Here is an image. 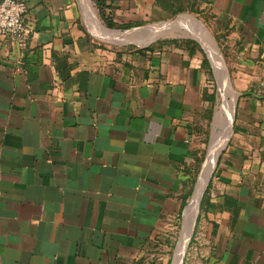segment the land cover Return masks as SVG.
I'll return each instance as SVG.
<instances>
[{
  "label": "crops",
  "instance_id": "1",
  "mask_svg": "<svg viewBox=\"0 0 264 264\" xmlns=\"http://www.w3.org/2000/svg\"><path fill=\"white\" fill-rule=\"evenodd\" d=\"M26 2L27 47L0 42V264L172 262L211 72L185 44H102L94 7L134 27L197 8L223 32L240 98L185 264H264V0Z\"/></svg>",
  "mask_w": 264,
  "mask_h": 264
},
{
  "label": "water",
  "instance_id": "2",
  "mask_svg": "<svg viewBox=\"0 0 264 264\" xmlns=\"http://www.w3.org/2000/svg\"><path fill=\"white\" fill-rule=\"evenodd\" d=\"M87 1H89V0H87ZM184 15H186V14H181V15L177 16L176 19H173V20H170L167 22L147 24L144 26H135V27H131V28L125 29V30L111 29V28H108V27H105L102 25L106 30H108V33L106 35H104V34L99 35V37H101L102 39H106V40H108L112 43H115V44H120V45L135 44L138 47L145 48V47L150 46L152 43L158 41L160 38H162L166 35H169L170 33L174 34V32L180 30L179 20ZM188 16H191V15H188ZM191 17H192L194 23L200 24L203 27V29L205 31H207L206 28L204 27V25L199 20H197L193 16H191ZM89 23H90V21H89ZM176 36H178V37L188 36V32H186L185 35L178 34ZM194 38L196 40H198V38H196V37H194ZM217 48H218V46H217ZM208 58L210 60L211 67L213 69V72H214V75L216 77L218 84L221 85L223 80L227 79L228 90L231 93V95L234 97V99H236V101L234 100L235 102H234V110H233V120H232L230 127L228 129H226L228 131L224 133V134H227V138H226V141L224 142L223 146L220 147V150L218 151V154L216 156V160H215L213 166L208 171H206L207 157H206V160L204 161V163L202 165V168L200 170V173L198 175L197 181H196L195 186H194V190H193L191 199H190V201H188L187 205L185 206V208L182 212L180 237H179V240L176 244L174 256H173L171 264H183L184 263V258L186 255L187 248L189 246V243L192 239V236L194 234V231H195V228L197 225L198 216H199V213L201 210V204H202L204 194H205V192L209 186V183L211 181L213 173L216 169L220 154L222 153L223 149L229 143L230 138H231V134L233 133L232 126H234V121H235V114H236L235 108L237 107L238 96H240V93L232 88L230 73H229V70H228L225 62H224L222 55H221V58L223 61V66L220 68L215 67V65L212 63L209 55H208ZM218 107H219V105H218ZM218 107H217V109L214 113V117H213V137H212V140L216 135L219 134L222 127L224 128L223 118L220 115ZM212 140H211V142H212ZM196 194L198 195V202L196 204V208L194 209V207H192V206H193V200H194ZM187 215L190 216V218L186 219ZM184 235L189 237V242L187 243V245H185L184 251L182 252V241H183Z\"/></svg>",
  "mask_w": 264,
  "mask_h": 264
},
{
  "label": "rangeland",
  "instance_id": "3",
  "mask_svg": "<svg viewBox=\"0 0 264 264\" xmlns=\"http://www.w3.org/2000/svg\"><path fill=\"white\" fill-rule=\"evenodd\" d=\"M181 14L191 15V16L195 17L197 20H199L204 25V27L209 32L211 37L214 39L216 45L218 46V50H219L220 54L222 55V57L224 59V62H225L226 66H227V68L229 70L230 77H231L232 88L237 91V89L235 87V84H234L233 70L230 67V63H229L230 61H229L228 55L226 54L225 49L223 47V44H224L223 32H221V30L218 28L216 23L212 20V17L208 13H206L204 10L197 9V8H192V9H188V10L186 9L185 11H183L181 13L172 15V17L170 19H168V20L156 21V22H147V23H143V24H141L139 26H144V25H147V24H155V23L167 22V21L176 19L177 16H179ZM92 17L96 18L97 23H99L100 25L108 27V25H106L104 19L103 18L101 19V16L99 15V13L95 9V7L93 8ZM86 25H87V27L89 28V30L92 32V34L94 36H96V35L98 36V37L97 36L96 37L98 38V40L102 44H106V45H108L110 47H115V48L116 47H119V48L120 47L121 48L138 47L135 44L120 45V44L112 43V42H110V41H108L106 39H102L101 37H99L100 34H98L95 31V22L93 21L92 18L90 19V23L86 22ZM108 28H110V27H108ZM179 28H180V30L174 32V34L170 33L169 35H166V36L160 38L158 41L152 43L150 46L160 47V43L161 44L162 43H168V41L172 40V39H177V40H179V43H183V44L187 43L190 40V41H195L197 43V50L203 56L208 57V53L205 51V49L202 46V44L198 40H196L194 38V30L198 29L197 23L195 24V23L191 22V20L189 18H183V19L179 20ZM111 29L125 30V29H122V28H111ZM186 32H188V36H184V37L183 36L182 37L176 36L178 34L185 35ZM211 70H212L211 79H212V85H213L211 87V89L216 91L217 100H216V102L214 104L210 105V108H209L208 112L205 113L204 122L200 126L199 134H200V141L202 143L201 156L203 158V163L206 160V157L208 155L209 148H210V145H211V140H212V137H213V117H214V113H215L218 105H220L221 101H223V99H221L220 85L218 84V82L216 80V77L214 75L212 67H211ZM238 98H240V96H238ZM229 99L232 100V101L233 100L236 101V99H234V97L231 94L229 95ZM228 110L230 111V106L228 107ZM227 118H226V120L223 121L224 122V124H223L224 128H226V125H228V122H229V120L227 122ZM234 124H235V122H234ZM224 128H222L220 131H223ZM232 129H234V126H232ZM232 134H231V136H232ZM203 163H202V165H203ZM202 165H201V168H202ZM201 168H200V170H201ZM199 172H198V175H199ZM198 175L196 176V178L198 177ZM191 196L188 199V201H190ZM200 213H201V210H200ZM200 213H199V215H200ZM180 222H182V220ZM180 232H181V225H180L179 228H176L175 231H174V239H173L174 243H173V246L171 247V250H170V253H169V257H171V261H172L173 256H174V251H175L176 244H177V242L179 240V237H180ZM188 251H189V246L187 248L183 264H185ZM170 264H171V262H170Z\"/></svg>",
  "mask_w": 264,
  "mask_h": 264
},
{
  "label": "bare ground",
  "instance_id": "4",
  "mask_svg": "<svg viewBox=\"0 0 264 264\" xmlns=\"http://www.w3.org/2000/svg\"><path fill=\"white\" fill-rule=\"evenodd\" d=\"M183 18H189L191 22L194 23L191 16L184 15L180 19ZM93 21L95 22V31L100 35H106L108 33V30H106L102 25L97 23L96 18L92 17ZM196 24V23H195ZM198 29L194 30V37L198 38L199 42L204 47L205 51L208 53L212 63L215 65L216 68H220L223 66V61L220 55V52L217 48V45L214 41V39L211 37V35L203 29V27L197 23ZM221 89V95L223 98L222 104L219 105V112L221 117H223V121L226 120L228 125H226V128L230 127L232 120H233V110H234V100L230 101L228 100L227 96L231 93L228 90V81L227 79H224L223 82L220 85ZM230 106V111L228 110V107ZM226 117V118H225ZM226 122V123H227ZM223 128V127H222ZM226 128L223 129V131H220L218 135H216L210 145L209 152L207 155L206 160V171H208L214 164L216 160V156L218 154V151L220 150V147L223 146L224 142L226 141L227 134H224L228 130ZM198 202V195H195V198L193 200V206L194 209L196 208V204ZM190 218V216L187 215L186 219ZM189 242V237L185 236L183 237L182 241V252L184 251L185 245Z\"/></svg>",
  "mask_w": 264,
  "mask_h": 264
},
{
  "label": "built area",
  "instance_id": "5",
  "mask_svg": "<svg viewBox=\"0 0 264 264\" xmlns=\"http://www.w3.org/2000/svg\"><path fill=\"white\" fill-rule=\"evenodd\" d=\"M26 0H0V42L18 51L24 50L34 31L27 18Z\"/></svg>",
  "mask_w": 264,
  "mask_h": 264
},
{
  "label": "trees",
  "instance_id": "6",
  "mask_svg": "<svg viewBox=\"0 0 264 264\" xmlns=\"http://www.w3.org/2000/svg\"><path fill=\"white\" fill-rule=\"evenodd\" d=\"M183 11H185L184 9H179L178 11H176L175 13H174V15L175 14H178V13H181V12H183ZM100 12V16H102V18L104 19V21H105V23H106V25H108V27H110V28H122V29H129V28H131V27H134V25H118V24H116L115 22H113L110 18H108V17H104V15H103V13H102V11H99ZM135 26H138V25H135ZM183 44V43H179V40H177V39H172V40H169L168 41V43H160V47H163V46H165V45H168V44ZM185 45L187 46V47H189L190 48V50H191V53H194L195 51H196V49H197V43L195 42V41H188L187 43H185ZM146 48H154V46H148V47H146ZM205 63L208 65V67H209V69H210V72H211V74H212V70H211V67H210V65H209V62H208V59L205 57ZM209 99H210V101L212 102V104H214L215 102H216V100H217V95H216V91L214 90V92H213V94H211L210 95V97H209ZM211 111V110H210ZM202 163H203V158L201 157V158H198L197 159V164H196V169H195V173H194V176H193V179H192V181H191V188H190V191H189V195H188V198H190V196H191V194H192V192H193V189H194V186H195V183H196V181H197V178H196V176L198 175V172L200 171V168H201V165H202ZM200 173V172H199ZM211 185V184H210ZM209 190H210V186L208 187V189L206 190V193L204 194V197H203V200H202V204H201V209H203L204 207H205V200H206V198H207V196L209 195ZM188 198H187V200H188ZM187 203H188V201H186L185 203H184V206H186L187 205ZM181 217H182V214H181ZM181 217H180V221H181ZM180 225H181V222L179 223V227H180ZM178 227V228H179ZM173 246V245H172Z\"/></svg>",
  "mask_w": 264,
  "mask_h": 264
}]
</instances>
